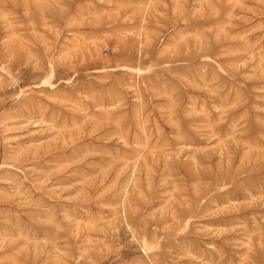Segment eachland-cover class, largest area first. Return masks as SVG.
<instances>
[{
  "label": "rangeland",
  "instance_id": "374dc122",
  "mask_svg": "<svg viewBox=\"0 0 264 264\" xmlns=\"http://www.w3.org/2000/svg\"><path fill=\"white\" fill-rule=\"evenodd\" d=\"M0 264H264V0H0Z\"/></svg>",
  "mask_w": 264,
  "mask_h": 264
},
{
  "label": "bare ground",
  "instance_id": "6f19581e",
  "mask_svg": "<svg viewBox=\"0 0 264 264\" xmlns=\"http://www.w3.org/2000/svg\"><path fill=\"white\" fill-rule=\"evenodd\" d=\"M149 13V12H148ZM151 19V18H150ZM204 156V155H203ZM210 163V162H209ZM219 163V162H218ZM222 167V166H221ZM224 168V167H223ZM231 170V169H230ZM179 179V178H178ZM186 191V190H185ZM176 197V196H175ZM20 205V204H19Z\"/></svg>",
  "mask_w": 264,
  "mask_h": 264
}]
</instances>
